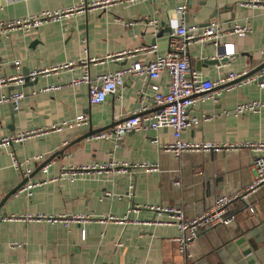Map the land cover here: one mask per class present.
Here are the masks:
<instances>
[{
  "label": "crops",
  "instance_id": "0c3cea01",
  "mask_svg": "<svg viewBox=\"0 0 264 264\" xmlns=\"http://www.w3.org/2000/svg\"><path fill=\"white\" fill-rule=\"evenodd\" d=\"M79 0H0V20L32 15L44 9L65 8ZM246 0H187L183 21L187 27L207 24L211 20L238 22L247 25L246 36L225 34L222 41L234 44L226 62L208 63L219 58L221 46L211 43H192L186 50L191 67L199 70L202 80H224L230 72L248 71L264 62V16L259 8L241 6ZM186 0H138L124 2L107 10H92L76 14L65 22H47L33 32L13 31L0 41V63L4 75L17 73L14 61L20 63V73L91 56H103L141 46L157 45V54L165 55L174 31L181 19L175 8ZM185 17L187 21H185ZM155 19V23L148 22ZM172 32H166L167 27ZM224 51H225V47ZM155 54L142 51L118 60H105L90 65L89 74L125 69L136 61L146 62ZM81 69L61 70L48 76L19 85L0 86L1 92L18 89L24 98L14 111L9 103L0 104V137L27 129L87 116V124L65 128L22 143L0 148V200L23 178L28 176L64 144L112 121L123 120L137 112L147 115L155 110L152 92L145 89L146 79L140 75H123V84L114 94L98 105L89 102L88 86H66L61 89L33 94V90L48 84L68 82ZM169 77L162 73L150 80L166 91ZM216 85L208 91L216 102L206 99L196 102L190 115H212L192 129L183 130V140L211 141L217 144L243 140L264 142V107L259 114H223L238 103L260 99L264 88L255 83L226 88ZM231 85V84H230ZM16 87V88H15ZM145 89L144 93L140 90ZM196 94L195 96H199ZM145 107V109L139 110ZM124 121V120H123ZM122 122V121H121ZM120 122V123H121ZM173 141L170 128L138 129L119 140H95L87 137L72 144L62 157H53L38 169L27 183L32 182L30 197L22 187L10 195L0 207V218L11 214L87 216L85 222L68 225L49 222L0 220V261L6 262H85L96 264H246V257L234 262L235 242L244 240L251 247L253 264H264V185L248 195L247 203L234 200L230 212L235 220L229 225H212L199 230L189 247L190 256L181 254L175 241L178 229L173 225H157L151 221L165 219L152 207L178 206L186 218L208 209L221 195L234 196L255 177L252 168L254 154L249 149H229L207 152H183L175 157L164 145ZM12 156L22 163L21 169L12 166ZM36 156L42 159L36 160ZM156 161L159 172L109 171L90 174L73 182L55 180L62 166L106 162ZM180 181V186L174 182ZM248 206L255 209L249 212ZM109 216L121 220H110ZM133 220L150 221L136 224ZM82 230L85 237H82ZM19 243L21 246H12Z\"/></svg>",
  "mask_w": 264,
  "mask_h": 264
},
{
  "label": "built area",
  "instance_id": "2783aa9c",
  "mask_svg": "<svg viewBox=\"0 0 264 264\" xmlns=\"http://www.w3.org/2000/svg\"><path fill=\"white\" fill-rule=\"evenodd\" d=\"M138 0H79L77 3L57 9H44L32 15H26L17 18H10L0 20V41L2 38H7L13 31L33 32L40 26L47 22H65L76 14L87 13L92 10H107L113 6L124 3L134 2ZM241 6L256 7L261 10L264 16V0H246L239 3ZM187 11L186 3L179 5L175 8V12L181 19L180 24L174 31V38L170 45L172 46L171 52L165 55L157 54V45L155 43L149 46H141L133 50H122L115 53H107L103 56H91L82 58L78 61H68L57 65L33 69L28 72L27 77L33 81L39 76H48L50 73H56L61 70L73 71L76 67L81 69L79 75H73L68 82H60L57 84H48L38 90H33V94L52 92L66 86H79L87 84L89 102L91 105H98L105 101L108 95L116 92L117 88L123 84V75H140L146 79L145 89L152 92V98L155 110L147 115H139L133 112L126 120L115 125L113 128L94 133L89 137L95 140L115 139L119 140L128 132L147 129L158 130L161 128H170L173 135V141L164 145V149L170 151L175 157L180 156L183 152H207L219 151L222 149H240L246 148L253 152L252 168L255 172L254 180L245 188L240 190L234 196L221 195L214 199L212 205L201 214L192 218H186L182 208L178 206H155L152 207L159 215L165 214V219L151 221L157 225H173L178 229V235L175 238L177 249L181 254L190 256L189 247L196 240L200 229L212 225H229L235 220V215L230 212V204L238 199L247 203L248 195L256 190L260 185H264V142L260 140H243L233 143L217 144L211 141H196V140H183L181 133L183 130L192 129L198 126L201 122L209 120L212 115L201 114L190 115L189 109L196 103L202 102L206 99H211L216 102V98L208 93L209 90L216 85L223 83L225 80L233 81L238 77L247 75L248 70L243 69L240 72H230L224 80H216L215 82L209 80H202L199 70L191 67L189 57L186 55L188 46L192 43H211L214 46L225 47L224 56L232 53L234 44L227 41H222L225 34L246 36L250 33V28L247 25L233 22L227 24L226 21L211 20L203 27L193 26L187 27L183 21V16ZM148 22L155 23V19ZM146 51L155 56L146 62L140 60L134 61L130 67L115 71H107L98 74L94 78L90 77L89 67L101 63L105 60H118L124 56H134L137 52ZM262 58L264 59V48L261 50ZM218 56H220L218 54ZM14 66L17 73L14 75L6 76L2 71L0 63V86L8 85H22L24 83V75L20 73V63L18 60L14 61ZM165 73L169 77L167 90L163 91L157 83L150 82L156 80L159 76ZM260 79V80H259ZM255 83L259 89L264 88V69L257 71L252 75L245 76L240 81L228 85L226 88H233L246 84ZM145 89L140 90L144 93ZM200 94L199 96H195ZM24 98L22 91L15 89L8 92L0 93V104L9 103L14 111L20 108V101ZM264 107V101L260 99L247 100L238 103L232 110H224L223 114L227 115L232 113L234 115L259 114ZM145 109L142 107L141 110ZM88 119L85 114H79L74 118L63 120L61 122L52 123L48 126L27 129L20 132L11 133L0 137V148L9 147L12 143H22L30 138H38L46 136L47 134L60 132L63 129L76 128L81 125L87 124ZM12 166L16 169H21L22 163L12 156ZM38 161L42 159L41 156H36ZM47 167H43L46 171ZM120 171L124 173H132L135 171H143L146 173L159 172L160 165L156 161H142V162H118L109 160L106 162H95L88 164H76L69 166H62L55 180L66 182H73L75 180L84 178L90 174ZM23 175L28 176L30 169L26 168L22 171ZM180 181H175V186H180ZM34 186L32 182L25 183L22 190L26 192V196L30 197L31 188ZM1 197V193H0ZM251 213L255 212L252 206H248ZM87 216L82 214L72 215H54V214H36L32 212H22L20 214L6 215L0 220H16L24 222H49V223H62L68 225L71 222H85ZM110 220H121L114 216H109ZM136 224H150V221L133 220ZM82 237H85V231L82 230ZM12 246H21L19 243L11 244ZM0 264H96L85 262H6L0 261ZM115 264V263H107ZM134 264V263H122Z\"/></svg>",
  "mask_w": 264,
  "mask_h": 264
},
{
  "label": "water",
  "instance_id": "95a60500",
  "mask_svg": "<svg viewBox=\"0 0 264 264\" xmlns=\"http://www.w3.org/2000/svg\"><path fill=\"white\" fill-rule=\"evenodd\" d=\"M185 21H187L186 17H185ZM202 25L205 26L206 23L205 24H202ZM164 30L166 32H169V33L172 32V28L170 26L167 27ZM218 54L220 55L219 58L210 59V60H208V63H217V62H226V61H228L229 57L228 56H224V48L223 47L219 50ZM262 69H264V62L261 63L260 65H258L257 67H255L254 69L248 71L247 72V75H245V76L252 75V74H254L257 71L262 70ZM27 74H28V72H24L23 73V75H24V83L22 85L17 86L18 88H20L21 86H24L27 82H29V78L27 77ZM245 76L238 77L237 79H235L233 81L227 82V83L222 84L221 86H217V87H222V86H227V85H230V84H234V83L240 81L241 79H243ZM126 119L127 118H124L123 120H126ZM123 120L112 121L108 125H105L103 127L97 128V129H92V127L89 126V129L87 130V132H85V133L77 136L72 141L64 144L62 147H60L58 150H56L49 158H47L46 160H44L33 173H31L29 176H26L25 178H23L22 181L19 184H17L15 187H13L0 200V207L3 205L4 201L6 200V198H8L10 195L14 194L17 190H19L28 181V179L34 175V173L38 169H40L45 164H47L53 157H56V156L62 157L64 155V151L69 146H71L72 144L77 143V142L81 141L82 139H85V138L89 137L90 135H92L94 133H98V132H101V131H104V130L113 128L115 125L119 124ZM245 245H246V243L244 242V240H240L239 242L238 241L235 242V246L236 247L233 248V250H232V258H233V261L236 262V261H239L241 259V257H246L247 258L246 261H248L246 264H253V262H252V253H253V250H252V248L250 246L243 248Z\"/></svg>",
  "mask_w": 264,
  "mask_h": 264
}]
</instances>
